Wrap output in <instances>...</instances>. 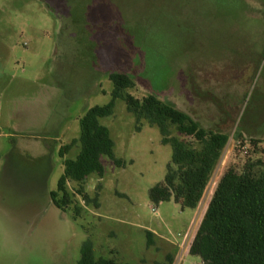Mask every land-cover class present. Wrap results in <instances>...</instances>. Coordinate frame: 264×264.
<instances>
[{
    "label": "rangeland",
    "instance_id": "374dc122",
    "mask_svg": "<svg viewBox=\"0 0 264 264\" xmlns=\"http://www.w3.org/2000/svg\"><path fill=\"white\" fill-rule=\"evenodd\" d=\"M111 72L133 79L126 92L228 134L196 208L149 200L171 146L122 98L100 118L122 165L101 155L102 174L81 182L90 202L74 181L69 205L52 202L63 158L78 150L59 147L111 99ZM239 135L264 145V0H0V264H76L87 239L117 263L202 264L187 246L219 176L244 161Z\"/></svg>",
    "mask_w": 264,
    "mask_h": 264
},
{
    "label": "trees",
    "instance_id": "16d2710c",
    "mask_svg": "<svg viewBox=\"0 0 264 264\" xmlns=\"http://www.w3.org/2000/svg\"><path fill=\"white\" fill-rule=\"evenodd\" d=\"M108 77L113 84L111 99L89 107L79 118V136L59 147L60 156L73 146L78 150L73 158H63V172L56 190L50 192L52 202L61 208L72 202L67 191L70 181L77 183L76 194L85 203L90 202L81 182L91 172L102 174L101 155L122 165L113 154L108 128L100 122V118L112 113L114 100L122 98L138 122L144 118L157 125L161 142L171 146L165 176L149 188V200L158 204L173 199L181 208H196L227 144L228 134L202 127L188 113L153 94L137 97L126 92L135 83L123 72H111ZM173 128L180 138L171 135ZM246 141L249 147L241 167L228 166L219 176L188 244V252L197 255L202 264H264V145L262 138L239 135L235 147L238 152H243ZM94 204L97 205L95 199ZM74 209L76 213L80 210L77 205ZM171 262L172 256L167 255L165 262L158 264ZM76 264L128 263L96 257L87 239L81 244Z\"/></svg>",
    "mask_w": 264,
    "mask_h": 264
},
{
    "label": "built area",
    "instance_id": "2783aa9c",
    "mask_svg": "<svg viewBox=\"0 0 264 264\" xmlns=\"http://www.w3.org/2000/svg\"><path fill=\"white\" fill-rule=\"evenodd\" d=\"M244 152H246V150Z\"/></svg>",
    "mask_w": 264,
    "mask_h": 264
},
{
    "label": "crops",
    "instance_id": "0c3cea01",
    "mask_svg": "<svg viewBox=\"0 0 264 264\" xmlns=\"http://www.w3.org/2000/svg\"><path fill=\"white\" fill-rule=\"evenodd\" d=\"M187 248H188V246H187Z\"/></svg>",
    "mask_w": 264,
    "mask_h": 264
}]
</instances>
